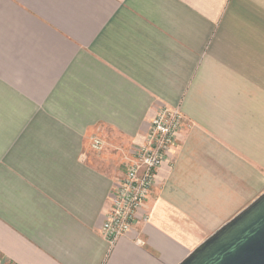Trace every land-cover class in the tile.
Wrapping results in <instances>:
<instances>
[{"label": "crops", "instance_id": "obj_1", "mask_svg": "<svg viewBox=\"0 0 264 264\" xmlns=\"http://www.w3.org/2000/svg\"><path fill=\"white\" fill-rule=\"evenodd\" d=\"M165 107L182 130L111 248ZM263 194L264 0H0V264H181Z\"/></svg>", "mask_w": 264, "mask_h": 264}, {"label": "built area", "instance_id": "obj_2", "mask_svg": "<svg viewBox=\"0 0 264 264\" xmlns=\"http://www.w3.org/2000/svg\"><path fill=\"white\" fill-rule=\"evenodd\" d=\"M183 124L184 116L180 108L161 109L151 121L146 142L126 159V173L115 189L113 206L101 229L111 248L139 222V213L151 195L158 171L176 144ZM105 145L100 133L91 138L92 150L101 152Z\"/></svg>", "mask_w": 264, "mask_h": 264}, {"label": "water", "instance_id": "obj_3", "mask_svg": "<svg viewBox=\"0 0 264 264\" xmlns=\"http://www.w3.org/2000/svg\"><path fill=\"white\" fill-rule=\"evenodd\" d=\"M181 264H264V194Z\"/></svg>", "mask_w": 264, "mask_h": 264}]
</instances>
